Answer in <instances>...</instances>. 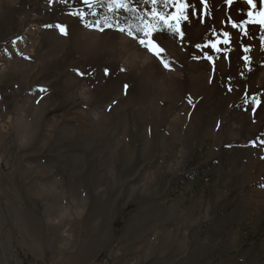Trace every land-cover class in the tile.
<instances>
[{"label":"rangeland","instance_id":"obj_1","mask_svg":"<svg viewBox=\"0 0 264 264\" xmlns=\"http://www.w3.org/2000/svg\"><path fill=\"white\" fill-rule=\"evenodd\" d=\"M254 4L206 0L183 38L153 20L169 70L86 26H135L143 0L99 16L80 0H0V264H264Z\"/></svg>","mask_w":264,"mask_h":264},{"label":"snow or ice","instance_id":"obj_2","mask_svg":"<svg viewBox=\"0 0 264 264\" xmlns=\"http://www.w3.org/2000/svg\"><path fill=\"white\" fill-rule=\"evenodd\" d=\"M63 2H67V0H63ZM80 2L87 7L89 12L92 15L99 16L100 13L98 9L107 7L109 11H115L116 9H124L127 11H135L134 8L131 7V4L135 2V0H80ZM145 4H151L152 7L150 10L147 11L146 15H139L137 18L139 23L135 26L131 24H124L122 25L118 19L114 22L109 19L108 16H105L103 22L97 19L91 21L90 23L86 24V26L94 27L100 32H104L105 29H113L120 33L126 34L127 36L131 37L133 40L137 41L138 44L144 47L147 51L152 53V55L159 59L160 63L163 65L164 68L171 70V66L168 62H165L163 59V53L166 51L163 47H161L153 36L157 31L156 25L152 23L155 20L158 24L166 26L167 29L172 32L174 35H178L180 38H183L184 33L181 30V22L182 21H189L190 15L193 17L199 16L202 18L206 15V0H200V4L202 5V9L198 12L195 5L190 4L188 0H143ZM229 4L232 3V0H227ZM246 2L255 7L254 0H246ZM162 6V11L158 10L159 7ZM174 9V11L170 10ZM189 10L191 13L189 14ZM89 12L84 11H77L73 13V15L79 16L81 20H85ZM248 15L251 17L253 16L252 12H249ZM244 24L247 23H254V24H261L264 25V12H260L258 14V18H254L251 21H244ZM61 28L62 32H65L63 26H57ZM233 28L241 27L240 24L233 23ZM244 31L243 28H241ZM247 33L245 32V35ZM229 33L224 32L223 37L224 39H217V41L211 43V47L216 48L217 51H220L217 47V44H228L230 41L228 39ZM199 47V46H198ZM245 52H248V48H244ZM211 59V57H209ZM245 60L248 59L247 56L244 57ZM123 71V69H121ZM105 74H107V69H105ZM127 88V85H125ZM40 91H46V89H40ZM39 102V101H37Z\"/></svg>","mask_w":264,"mask_h":264},{"label":"trees","instance_id":"obj_3","mask_svg":"<svg viewBox=\"0 0 264 264\" xmlns=\"http://www.w3.org/2000/svg\"><path fill=\"white\" fill-rule=\"evenodd\" d=\"M107 1V0H106Z\"/></svg>","mask_w":264,"mask_h":264}]
</instances>
